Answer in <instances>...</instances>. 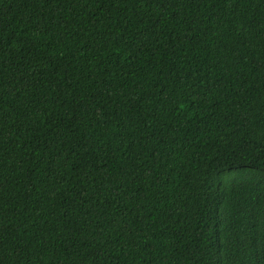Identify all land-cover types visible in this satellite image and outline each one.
I'll return each instance as SVG.
<instances>
[{"label": "trees", "instance_id": "obj_1", "mask_svg": "<svg viewBox=\"0 0 264 264\" xmlns=\"http://www.w3.org/2000/svg\"><path fill=\"white\" fill-rule=\"evenodd\" d=\"M0 264H264V0H0Z\"/></svg>", "mask_w": 264, "mask_h": 264}]
</instances>
